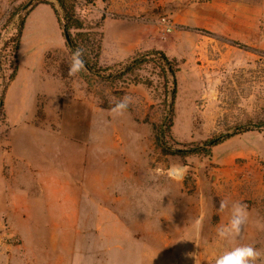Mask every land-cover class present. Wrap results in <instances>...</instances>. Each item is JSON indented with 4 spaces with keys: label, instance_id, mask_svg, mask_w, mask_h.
I'll list each match as a JSON object with an SVG mask.
<instances>
[{
    "label": "rangeland",
    "instance_id": "obj_1",
    "mask_svg": "<svg viewBox=\"0 0 264 264\" xmlns=\"http://www.w3.org/2000/svg\"><path fill=\"white\" fill-rule=\"evenodd\" d=\"M30 1L0 0V46L16 34ZM46 1L60 10L56 0ZM71 2L90 33L93 59L91 48L101 43V67L112 71L155 50L177 60L174 114L172 83L152 56L119 80L86 67L70 76L72 53L61 26L60 46L51 34L54 10L38 7L25 26L19 60L25 69L32 47L46 51L51 43L46 68L66 78L67 198H40L43 191L14 183L2 118L0 264H215L238 243L264 252V237L242 232L224 242L215 232L229 220L232 201L247 206V221L264 220V0ZM3 55L9 65L11 48ZM125 94L133 102L114 118L110 109ZM170 123V136L159 140ZM238 129L245 131L235 134ZM227 133L232 136L210 153L189 150ZM170 162L187 166L182 182L151 174ZM221 200L229 203L224 211ZM245 227L252 230L250 222Z\"/></svg>",
    "mask_w": 264,
    "mask_h": 264
},
{
    "label": "crops",
    "instance_id": "obj_2",
    "mask_svg": "<svg viewBox=\"0 0 264 264\" xmlns=\"http://www.w3.org/2000/svg\"><path fill=\"white\" fill-rule=\"evenodd\" d=\"M42 5L50 6L46 3L35 6L27 16L25 26L32 13ZM56 20L57 31L51 34L60 46L57 16ZM23 38L21 43L24 42ZM50 46L51 43H48L46 51L51 50ZM32 48L35 51L30 55L25 69L18 57L17 75L7 86L3 101L0 102V121L3 118L4 126L8 128L7 136L1 140L11 145L14 154L9 157L13 163L14 183L25 184L27 190L43 191L44 195L42 193L40 198L47 193L55 199H65L67 195H63L62 191L67 189L69 157L67 119L62 117V108H67V81L59 73L46 68V51ZM75 162L73 157L72 164L75 165ZM1 191H5L4 186ZM30 195L27 194L28 197ZM247 222H250L252 230L245 227L243 236L264 237L263 219Z\"/></svg>",
    "mask_w": 264,
    "mask_h": 264
},
{
    "label": "trees",
    "instance_id": "obj_3",
    "mask_svg": "<svg viewBox=\"0 0 264 264\" xmlns=\"http://www.w3.org/2000/svg\"><path fill=\"white\" fill-rule=\"evenodd\" d=\"M59 4L60 10L55 6V4L50 3L46 0H31L27 6L25 7V14L22 15L20 21L17 26V32L15 35H12L9 39H7L3 45L0 46V85H1V93H0V102L3 101V97L7 86L9 83L15 78L17 75L19 66H18V57H19V49L21 45V40L27 20V16L38 4L46 3L50 4L54 9V12L57 16L58 22L63 30L67 29V33L69 36V41L66 40V45L69 47L71 53L75 50L79 49L83 52V59L85 61V67L87 70L92 72L93 74L99 76H107L111 80H119L126 77L128 74H132L134 71L140 69L148 60L152 57L157 61L156 63L161 68L164 76L167 80L171 81L172 86L170 90V102H169V111L170 118H172L174 114V105H175V97L177 93V72L179 71V65L176 59L170 58L163 51L155 50L150 51L141 55L134 56L128 59L125 62H120L116 64L115 70H110L111 68H103L98 64L97 59L101 53V43L99 39L97 40V46L93 44L92 51L94 50V59L92 58L93 53L89 49V43L92 42L90 38V33L84 30V22L78 16L75 5L71 2V0H56ZM74 30L77 32L74 34ZM65 36V35H64ZM94 43V42H93ZM8 48H11L12 58L9 59V65H7V57L3 55L8 51ZM152 56V57H151ZM8 66H11L13 69L9 75H7ZM110 70L108 75H104L103 73ZM172 122V119L171 121ZM261 126V125H259ZM171 131V123L166 126L165 130H159L157 134V138L160 140V136H170ZM245 130L238 129L235 134L242 133ZM232 136V134H220L218 136H214L211 139L202 143V145H197L194 148L189 149L191 152H204L210 153L213 146L220 144L227 137Z\"/></svg>",
    "mask_w": 264,
    "mask_h": 264
},
{
    "label": "clouds",
    "instance_id": "obj_4",
    "mask_svg": "<svg viewBox=\"0 0 264 264\" xmlns=\"http://www.w3.org/2000/svg\"><path fill=\"white\" fill-rule=\"evenodd\" d=\"M82 50H75L71 55L68 74L74 76L85 69V61L82 58ZM133 102V97L125 94L110 109V115L114 118L122 116ZM188 168L184 164L170 162L167 168L156 167L151 170L154 177L166 176L169 180L177 183L185 178ZM229 207L226 200H221L219 211H224ZM248 220L247 206L240 201H232L230 207V218L227 223H221L215 226L216 236L224 242H231L234 238L240 236ZM197 225L201 220L196 221ZM264 252L251 243H238L225 250L221 255L215 258V264H257Z\"/></svg>",
    "mask_w": 264,
    "mask_h": 264
},
{
    "label": "water",
    "instance_id": "obj_5",
    "mask_svg": "<svg viewBox=\"0 0 264 264\" xmlns=\"http://www.w3.org/2000/svg\"><path fill=\"white\" fill-rule=\"evenodd\" d=\"M64 35H65L66 40L69 41V36H68L66 28L64 29ZM0 112H1V108H0Z\"/></svg>",
    "mask_w": 264,
    "mask_h": 264
}]
</instances>
